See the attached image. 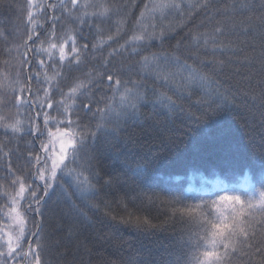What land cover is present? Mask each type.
Returning a JSON list of instances; mask_svg holds the SVG:
<instances>
[{"label": "trees", "instance_id": "16d2710c", "mask_svg": "<svg viewBox=\"0 0 264 264\" xmlns=\"http://www.w3.org/2000/svg\"><path fill=\"white\" fill-rule=\"evenodd\" d=\"M84 2L78 0L79 4ZM108 2L115 6L109 18L88 16L84 17L83 24L76 18L83 10L73 9L69 15L60 7V0H33L34 5L41 7L31 9L28 0L0 2V97L5 100L0 104V115L7 117L9 122L21 120L24 129L22 133L13 134L0 128V236H4L5 228L12 221L11 198L18 191V185L12 184L14 175L24 177L26 184H31L38 195H42L41 181L34 175V157L43 158L41 146L49 143L43 116L39 121L43 134L37 135L31 130L30 120L37 109L30 104L19 109L15 106V96L21 94L19 87L28 84L31 76L32 95L28 92L23 95L35 103V96L43 100V89L48 87L44 82L45 71L49 76L55 71L64 73L65 78L57 77L64 92L74 77H82L93 67L103 71L102 57L123 44L134 31L139 32L140 14L146 11V4L151 7V0ZM177 2L182 4L181 10H171L163 15L157 12L144 21L156 26L157 37L163 31L162 39L145 41L140 55L125 59L126 54H122L112 59L110 69L119 70L121 79L142 80L144 88L141 90H146L147 98L138 106V118L128 119L115 136H99L97 159L93 162V170L99 173V179H93L95 196L79 197L69 186L70 178H62L60 184L68 195L62 196L57 189V195L47 202L42 224L40 216L27 210V200L19 202L18 211L26 221V234L22 247L17 250L20 255L5 259V264H35L33 256L25 253L30 251V244L36 247V238L31 234L37 231V224H41L39 231L43 245L36 249L40 264H177L178 257L183 251L191 250L196 235H203V230L179 216L172 218L173 207L210 203L219 195L233 194L232 189L236 190L235 194L242 195L256 190L258 195L264 181V169L261 168L264 156V13L260 8L261 0H250L257 6L255 12L234 18L237 24L241 21L250 24L251 31L246 35L227 32L220 39L226 44L231 41L233 50H217L215 54L211 46L205 48L202 41L194 44L192 37L198 33H211L216 21L222 19L223 8L231 0H213L209 10L189 7L198 0ZM64 3L71 8L69 0ZM90 3L99 5L104 0H90ZM52 4L56 5L55 9L49 7ZM29 10L35 23H29L27 19ZM95 10L87 9L89 13ZM121 19L124 24L118 40L93 52L92 44L96 43L98 35L96 26L103 29L102 35L106 37L115 32L117 21ZM53 31L57 42L74 34L77 46L87 43L86 64L79 68L73 65L69 70L67 64L61 68L58 53L53 52L54 59L49 60L47 53L36 52L37 48L48 47ZM149 31H152L151 27ZM153 53L161 57L159 68L141 71L137 64L140 56ZM41 59L45 62L43 67L39 64ZM213 59L225 61L221 70H214L215 65L207 63ZM54 63L56 68L52 67ZM186 65L207 75L212 83L202 86L193 82L187 86L189 71ZM155 71L171 74L170 79H157ZM36 73H40L39 77ZM50 91L53 101L61 99L55 88ZM111 96L106 80L98 88L94 87L93 111L95 101L103 107L108 101L101 97ZM161 96L171 97L176 107L170 111L160 104L154 106L153 102ZM81 100L87 102L86 98ZM113 103L119 106L118 97ZM44 111L57 120L64 119L60 115L63 109L57 111L55 105L52 110L45 106ZM71 118L85 130H94L98 122L92 112L81 108L74 111ZM56 127L54 122L48 125L53 131ZM245 173L253 184L248 190L240 187ZM109 178L111 183H107ZM214 179L221 180L223 187H213L210 182ZM175 197L180 198V204L170 203ZM130 216L133 220L137 216H148L156 228L138 230L134 224L127 223ZM257 229L253 247L244 248L233 256L231 264H261L264 261V229L260 225ZM69 231L74 234L71 240L67 239ZM56 241H60L58 246ZM4 244L5 241L0 240V250H6ZM258 246L260 252L256 251Z\"/></svg>", "mask_w": 264, "mask_h": 264}, {"label": "snow or ice", "instance_id": "6c2138e0", "mask_svg": "<svg viewBox=\"0 0 264 264\" xmlns=\"http://www.w3.org/2000/svg\"><path fill=\"white\" fill-rule=\"evenodd\" d=\"M69 2L71 8L65 5L64 0H60V7L64 8L69 15H72L73 9H82V15L76 17L80 20L81 24L84 23V17L88 16L107 19L113 14L115 7L108 0H104V3L99 5L90 3V0H85L83 4H79L78 0H69ZM34 6L41 7L40 5H34L33 0H28V8L31 9ZM49 7L55 9L56 5L52 4ZM189 7L196 8L197 10H209L213 7V0H198V3L189 5ZM256 7L250 0H231V3L223 8L221 13L222 19L216 21V26L212 29L211 33L194 34L192 37L193 43L198 45L202 41L205 48L211 46L213 54L217 50L220 52L226 49L233 50L232 42L229 41L226 44L220 37L225 36L227 32H238L245 35L249 33L252 26L250 24L245 25L243 21L237 24L234 22V18L237 15L255 12ZM88 8H95L96 10L89 13L87 11ZM260 8L262 13H264V0H261ZM181 9L182 4L178 3L177 0H151V7L146 4V11L141 12L140 18L137 21L139 32L134 31L123 44L112 48L106 56L102 57L101 67L103 71L93 67L85 72L82 77H74L67 92H64L60 88L59 80H57V77L65 78L62 71H55L51 76L48 75L47 71L44 72V82L48 87L43 89V100L38 95L35 96V103L26 99L23 95L24 92H28L30 96L32 95L30 86L31 76L28 77V84L19 87L21 94L15 96V106L19 109L24 104H30L34 109H37L35 115L30 120L32 124L31 130L37 135L43 134L40 132L39 123L41 116H43V126L47 130L49 143L42 144L41 146L45 154L43 158L39 155L34 157L36 165L34 175L41 181L42 195H38L37 190H34L31 184H26L24 177L14 175L12 179V184L18 185V191L11 198L10 215L14 214L12 218L17 225V230L15 234L6 232L4 236H0V240L5 241L4 247L6 248V250H0V258H3L0 259V264H5V259L7 258H15V256L20 255L17 250L22 247V243L24 242L26 221L18 211L19 202L27 200V210L40 216L42 224L47 202L52 196L57 195V189L60 190L62 196L67 197L68 195L63 185L60 184L62 178H70L69 186L74 188L79 197L95 196L96 188L93 179H99V173L93 170V162L97 159L96 145L99 136L102 134L115 136L122 130L123 124L128 119L138 118V106L141 101H145L147 98L146 90H141L144 88L142 80L121 79L119 70L113 71L110 69L112 59L122 54H126L125 59L129 56L140 55L145 41H150L153 38H163V31L157 37L156 26L144 23L146 17L152 18L157 12L163 15L168 11ZM27 19L29 23H35L33 13L30 10L27 13ZM53 19L58 18L53 17ZM262 22H264V16H262ZM123 24L124 20L117 21L115 32L106 37L102 35L103 29L97 25V41L92 44V51L102 50L110 42H116L120 37ZM262 26H264V23H262ZM149 27L152 28L151 32L149 31ZM28 39L31 40L32 36L29 35ZM69 42L71 43L69 44ZM235 50L242 51V49ZM36 52L47 53L49 60L54 59L53 52L58 53L61 68L67 64L69 70H71L73 65L79 68L80 65L86 64L89 46L87 43L77 46L74 34L68 35L66 39L61 38L57 42L55 31H53L49 37L48 47L37 48ZM92 59H96V57L92 56ZM160 59L161 57L156 53L150 56L141 55L137 64L141 71L153 68L158 69ZM246 59L247 57H245ZM201 62L203 63L204 61ZM44 63V60H39L41 67L44 66ZM207 63L215 65L214 70L219 71L223 68L225 61L213 59L207 61ZM52 67L56 68V64L54 63ZM185 67L189 71L187 86H190L193 82H199L202 86L212 83L207 75L197 73L191 66L186 65ZM128 70L131 72V67ZM154 74L157 79L165 81H168L171 76V74L161 73L160 71H155ZM36 75L39 77L40 73H36ZM105 80L112 91V96L107 98L101 97V99H107L108 101L103 107H99V101H95L96 107L93 111L92 89L94 87L98 88ZM53 81H56V83L53 84ZM17 83L19 82L17 81ZM51 88H55L60 92V100L53 101ZM13 91L15 92L16 90L13 89ZM189 94L191 93L189 92ZM82 97L86 98L87 102L81 100ZM117 97L119 99V106H115L113 103ZM78 101H80L79 104ZM165 101L167 102L166 105ZM3 103H5V100L3 97H0V104ZM153 103L154 106L156 104L166 106L170 111L176 107L175 101L168 96H161ZM54 105L57 111L63 109L60 115L64 119L57 120L56 117L50 116L48 111H44L45 106L48 110H52ZM78 108L92 112L94 117H98L94 130L81 129L78 121L72 120V113ZM50 122H54L57 125L55 131L48 128ZM22 123L19 119L9 122L7 117L0 115V128H3L6 132L10 131L13 134L22 133L24 131ZM60 125H64V127L61 128L59 127ZM57 144L58 148L56 147ZM29 155L31 157V154ZM261 159V168L264 169V156ZM70 164L75 165V167H69ZM9 171H12L10 165ZM85 172L89 174L86 175ZM107 183H111V178H109ZM231 191L233 194L219 195L217 200H213L210 203L183 204L181 207L172 208V218L179 216L182 219L197 224L203 230V235H196V243L191 246V250L183 251L178 257L177 264H231L233 256L242 252L244 248L253 247L258 231L257 225H260V228L264 229V181L261 182V190L258 195L256 190H252L250 194L245 193L243 195L235 194V189ZM26 193L28 196L25 195ZM151 202V198H149V203ZM170 203L176 205L180 204L181 201L179 197H175ZM257 215H259V219H257ZM127 223L134 224L138 230L148 231L156 228V225L152 223L151 218L148 216H137L134 220L130 216ZM41 224L35 225L37 231L31 234L36 238V247L33 248L30 244V251L25 253V255L33 256L35 264H40V254L36 249L43 246L39 231ZM73 235L69 231L67 239L71 240ZM59 243L60 241H56L57 246ZM256 251L260 252L261 247H256ZM261 264H264V261Z\"/></svg>", "mask_w": 264, "mask_h": 264}, {"label": "rangeland", "instance_id": "374dc122", "mask_svg": "<svg viewBox=\"0 0 264 264\" xmlns=\"http://www.w3.org/2000/svg\"><path fill=\"white\" fill-rule=\"evenodd\" d=\"M56 147L58 148V144L56 145ZM244 181L245 182L250 181V178L248 177L247 173L244 174ZM210 184L213 187H220V188L223 187V184H222L221 180H219V179L212 180L210 182ZM12 215H14V214H12ZM11 223H13L14 226ZM16 229H17L16 223H15V221L12 218V221L9 222L8 226L5 228L4 233L11 232V233L15 234ZM5 239H6V237H5Z\"/></svg>", "mask_w": 264, "mask_h": 264}]
</instances>
